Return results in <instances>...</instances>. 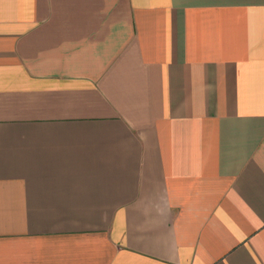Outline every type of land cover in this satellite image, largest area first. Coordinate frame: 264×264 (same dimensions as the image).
<instances>
[{"label": "crops", "instance_id": "0c3cea01", "mask_svg": "<svg viewBox=\"0 0 264 264\" xmlns=\"http://www.w3.org/2000/svg\"><path fill=\"white\" fill-rule=\"evenodd\" d=\"M0 264H264V0H0Z\"/></svg>", "mask_w": 264, "mask_h": 264}]
</instances>
